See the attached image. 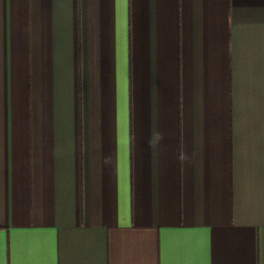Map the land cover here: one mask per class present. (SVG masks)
<instances>
[{"label":"crops","instance_id":"0c3cea01","mask_svg":"<svg viewBox=\"0 0 264 264\" xmlns=\"http://www.w3.org/2000/svg\"><path fill=\"white\" fill-rule=\"evenodd\" d=\"M0 264H264V0H0Z\"/></svg>","mask_w":264,"mask_h":264}]
</instances>
